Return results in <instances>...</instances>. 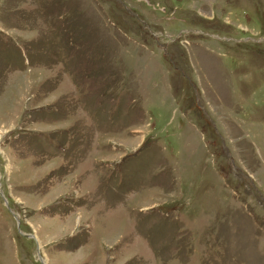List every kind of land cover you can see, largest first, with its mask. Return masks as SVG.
<instances>
[{"label":"rangeland","instance_id":"obj_1","mask_svg":"<svg viewBox=\"0 0 264 264\" xmlns=\"http://www.w3.org/2000/svg\"><path fill=\"white\" fill-rule=\"evenodd\" d=\"M0 191V264H264V0H0Z\"/></svg>","mask_w":264,"mask_h":264},{"label":"water","instance_id":"obj_2","mask_svg":"<svg viewBox=\"0 0 264 264\" xmlns=\"http://www.w3.org/2000/svg\"><path fill=\"white\" fill-rule=\"evenodd\" d=\"M0 193H1V191H0ZM1 195H3V194H1ZM40 259H41V261H43L41 257H40Z\"/></svg>","mask_w":264,"mask_h":264}]
</instances>
